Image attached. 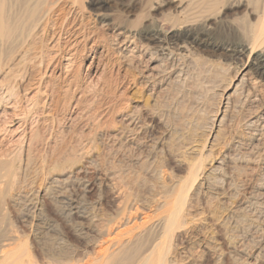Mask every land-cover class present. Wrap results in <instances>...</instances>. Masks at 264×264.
<instances>
[{
	"label": "rangeland",
	"instance_id": "1",
	"mask_svg": "<svg viewBox=\"0 0 264 264\" xmlns=\"http://www.w3.org/2000/svg\"><path fill=\"white\" fill-rule=\"evenodd\" d=\"M77 1L73 19L92 32L74 61L86 103L33 121L39 136L27 162L15 164L16 196L0 202V250L16 234L33 260L95 264L125 201L153 208L163 195L173 199L177 184L189 214L169 235L165 264H264V109L252 106L264 105V93L238 83L246 59L233 52L245 42L264 47L254 35L263 0ZM121 93L147 124L131 143L97 124ZM7 121L0 116V128ZM124 256L98 264H126Z\"/></svg>",
	"mask_w": 264,
	"mask_h": 264
},
{
	"label": "bare ground",
	"instance_id": "2",
	"mask_svg": "<svg viewBox=\"0 0 264 264\" xmlns=\"http://www.w3.org/2000/svg\"><path fill=\"white\" fill-rule=\"evenodd\" d=\"M78 2L77 0H0V116L8 119L7 123L0 128V144L7 141V148L0 149V202L1 200L3 202L5 197H11L12 194L16 196L12 186L15 174L17 175L15 164L18 162L17 169H20L23 160L27 162V151L33 145L34 138L39 136L37 135L39 128L35 129L33 126V129L31 126L33 121L35 124L39 121L40 123L46 120L53 121L57 119V113L61 109L78 107L84 101L82 99L85 95L83 94L85 87L83 88L80 83L78 73L80 69L74 67V61H76L78 42L91 38L92 32L89 33L90 29L85 30L81 27V22L77 23L73 19V15L81 9ZM255 23L258 25V33L254 35L263 37L264 0L262 9L256 13ZM257 29L255 28V31ZM118 32V34L123 33ZM130 33L129 31L124 39L128 38ZM151 37L158 42L162 41L158 32H153ZM36 41L39 43V49L30 52L32 44L37 46ZM260 44L245 42L240 44L239 48L233 49L234 55L245 56L246 59L241 62L239 69L241 78L238 83L246 84L244 87L248 95L251 90L256 89L264 93V85L257 84L256 81L259 77L258 82L264 84V47L261 48ZM182 47L178 45V48L183 49ZM32 49L34 50V46ZM135 78L136 76L133 75L130 81L135 83ZM55 79L60 80V85L54 84ZM68 94H70L69 97H67ZM72 97L73 101L70 102ZM124 99L127 98L122 94L117 109L115 110L114 107L111 115L100 112L97 124L107 128L113 127L112 136L119 140V143L122 140L131 143L132 136L138 135L147 124L145 120L143 121L141 112L136 107H129ZM252 106L257 110L264 109L263 104L256 103ZM113 113L120 114L119 125H116L112 117ZM5 136H9L10 139L7 140ZM11 143L14 149L17 148V155L10 156L9 153H5L12 150V147H9ZM83 150L85 151L86 148ZM55 165L56 163L53 169ZM41 169L43 171L44 166H41ZM50 178L53 183L66 181L61 175ZM175 187L177 196L175 195L172 199L171 195H163L156 201L153 208L145 209L132 201L122 202L120 215L104 232L108 237L105 238L106 246L103 252H108L105 255L99 254L96 261L94 258L95 264L110 261L122 253H125L124 260H128L126 264H165V247L169 235L180 222L185 223L183 218L189 214L185 211L187 194L184 195L183 187L177 184L174 185L173 191ZM153 214H155L154 217ZM7 240L9 242L0 250V264H74L70 263V260H47L46 262L33 260L32 251L27 246L22 249L16 234L11 235ZM130 248L131 252L128 251Z\"/></svg>",
	"mask_w": 264,
	"mask_h": 264
}]
</instances>
